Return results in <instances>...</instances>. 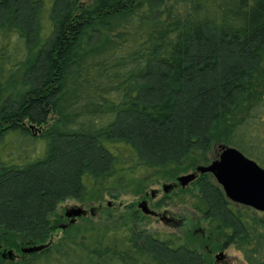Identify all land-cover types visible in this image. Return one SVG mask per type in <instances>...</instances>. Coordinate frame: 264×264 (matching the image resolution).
Listing matches in <instances>:
<instances>
[{"label":"trees","instance_id":"trees-1","mask_svg":"<svg viewBox=\"0 0 264 264\" xmlns=\"http://www.w3.org/2000/svg\"><path fill=\"white\" fill-rule=\"evenodd\" d=\"M219 145L264 168V0H0V264H204L135 201L56 241L49 216L66 198H147ZM181 191L208 239L264 264V212L210 173Z\"/></svg>","mask_w":264,"mask_h":264},{"label":"rangeland","instance_id":"rangeland-1","mask_svg":"<svg viewBox=\"0 0 264 264\" xmlns=\"http://www.w3.org/2000/svg\"><path fill=\"white\" fill-rule=\"evenodd\" d=\"M215 150L216 148L213 146L212 151L207 154L209 160H211L215 155ZM204 164L205 162L202 157L197 158L194 162L195 167ZM193 168L184 174L193 172L195 169ZM176 178L170 179V181L161 180L159 183L149 186L147 192L150 194L151 191H154V197H151L149 194H147V198L126 194L113 202L109 199V197H104L103 201H100L99 203H92L88 206L80 204L72 198H66L57 205L54 212H52L49 216L50 220L55 222V228L52 232L51 240L56 241L61 236V230L63 228L60 226L63 225L62 223L66 220L64 215L65 210L72 206L83 207L86 210L85 216H91V220H96V225L102 226V223H104L106 218H108V214L103 215L102 212L103 209L106 210V206L112 207L111 212H109L111 215H116L117 212L123 211V206H125V204L135 201V204L137 205L141 200L145 199L149 207L159 213V215L164 213V216L171 218L178 223L176 226L166 224L162 221L160 216L148 215L147 219L141 223V226L146 228L149 232L163 236L173 233L183 237L188 244L202 254L204 264H215V255L220 252L224 254V257L219 260L218 264H245L239 252L232 248L221 249V247L212 239H208L205 228V220L190 206V193L188 192L189 194H187V192L181 191V189H184L189 185L180 187V185L176 183ZM164 184L172 185L173 190L168 193L171 197L164 202L165 204L163 206L159 208H156V206L153 207L152 204H154L157 200H160L164 194H166L162 189ZM108 202H110L109 205ZM76 219L74 222L78 220ZM70 223L71 222H69V224ZM14 254L16 255V258H19L18 255H21L19 251L14 252ZM7 257L9 256L7 255Z\"/></svg>","mask_w":264,"mask_h":264},{"label":"water","instance_id":"water-1","mask_svg":"<svg viewBox=\"0 0 264 264\" xmlns=\"http://www.w3.org/2000/svg\"><path fill=\"white\" fill-rule=\"evenodd\" d=\"M199 173H210L216 183L222 188L225 197L236 204L247 206L258 212H264V168L256 161L244 155L239 149L229 145H219L216 150V157L212 158L208 164L198 165L195 171L179 175L177 183L185 187ZM170 187L168 184L162 186L164 191ZM154 197L155 192H150ZM110 202H108V205ZM138 208L145 215H155L145 199L137 204ZM86 210L81 206H72L65 210L64 215L70 218V222L82 215ZM166 224L176 225L177 222L171 218L161 217ZM64 228L65 225H61ZM44 245L23 247V253H31L43 248ZM7 255L12 257V251H7ZM224 257L222 252L215 255V264Z\"/></svg>","mask_w":264,"mask_h":264},{"label":"flooded vegetation","instance_id":"flooded-vegetation-1","mask_svg":"<svg viewBox=\"0 0 264 264\" xmlns=\"http://www.w3.org/2000/svg\"><path fill=\"white\" fill-rule=\"evenodd\" d=\"M215 157H216V154L213 156V158H215ZM194 171H195V169H194ZM197 176H198V174L196 175V177H197ZM196 177H195L191 182H193V181L196 179ZM191 182H190V183H191ZM176 183H177V181H176ZM177 184H178V183H177ZM188 185H189V184H188ZM180 187H181V186H180ZM172 188H173V187H172V185L170 184V187L167 188V191H164V190H163V192L166 193V194H168L170 191L173 190ZM162 189H163V188H162ZM150 196H151V194H150ZM154 196H155V195H154ZM151 197H152V196H151ZM152 210H153V209H152ZM153 211L155 212V216L166 217V216H164V213H162V214L159 215V213H157L155 210H153ZM85 215H86V214H85ZM85 215H83V216H85ZM65 217H66V216H65ZM65 217H64V218H65ZM65 219H66L65 222L62 223V224L65 225V227H66L67 224H69V222H70V218L66 217ZM177 224H178V223H177ZM177 224H176V225H177ZM65 227H64V228H65ZM64 228H63V229H64Z\"/></svg>","mask_w":264,"mask_h":264}]
</instances>
